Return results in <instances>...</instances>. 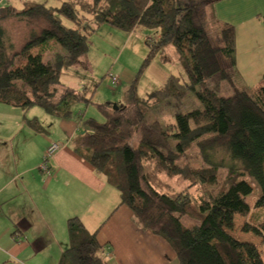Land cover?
<instances>
[{"label": "trees", "instance_id": "trees-1", "mask_svg": "<svg viewBox=\"0 0 264 264\" xmlns=\"http://www.w3.org/2000/svg\"><path fill=\"white\" fill-rule=\"evenodd\" d=\"M221 1L90 0L77 3L78 10L69 0L56 9L44 3L20 10L0 4V105L23 113L39 108L67 120L74 105L90 104L85 89L64 87L58 79L62 68L87 52V39L100 27L126 35L137 27L154 30L157 40L145 42L142 67L165 47L178 54L188 83L171 77L160 91L140 99L133 81L122 105L97 106L103 122H88L71 141L72 153L117 193V207L128 210L133 226L162 241L176 264H264L255 245L238 241L233 223L235 217L243 219L240 231L264 242V77L249 89L233 83L235 35L229 25L220 26L219 46L195 48L205 35L199 13ZM9 20L30 31L17 51L1 27ZM38 23L44 28L30 30ZM51 42L65 59L56 55L44 62L31 53ZM223 82L231 89L226 97L218 95ZM187 91L200 110L176 114L172 124L147 123L156 104L183 99ZM24 123L43 131L35 120ZM42 159L47 168L44 153ZM170 180L184 184L183 190ZM180 218L195 225L185 228ZM65 231L67 248L57 264H106L97 232L89 233L77 217L66 220Z\"/></svg>", "mask_w": 264, "mask_h": 264}, {"label": "crops", "instance_id": "crops-1", "mask_svg": "<svg viewBox=\"0 0 264 264\" xmlns=\"http://www.w3.org/2000/svg\"><path fill=\"white\" fill-rule=\"evenodd\" d=\"M8 2L17 9V2ZM214 9L212 20L235 33L237 83L258 86L264 77V0H224ZM23 118L20 110L0 105V264H57L72 217L97 232L106 264H176L162 241L138 231L128 210L117 207L112 190L72 153L71 139L61 144L29 129ZM52 144L61 148L44 174L38 167Z\"/></svg>", "mask_w": 264, "mask_h": 264}, {"label": "rangeland", "instance_id": "rangeland-1", "mask_svg": "<svg viewBox=\"0 0 264 264\" xmlns=\"http://www.w3.org/2000/svg\"><path fill=\"white\" fill-rule=\"evenodd\" d=\"M12 1L14 3L17 2L16 7L18 10L22 9L25 4L29 6L31 4L40 5L43 3L46 8L56 9L63 2H68V0ZM69 2L73 3L75 9L78 10L77 3L85 6V4L90 3V0H69ZM7 3L9 4L8 0H0L1 5ZM214 10V5H211L202 10V13H199L198 20L204 26L205 35L195 44L197 50L220 45L218 31L223 24H217L212 20L214 15L211 11L213 12ZM63 25L70 28L66 22H63ZM33 26L30 27V30L38 31L40 28H44V25L41 23ZM1 27L8 35L9 44H11V47L15 51L21 47L27 37V33L30 32L28 31L29 28L27 30L24 25L13 20L2 23ZM156 40L157 35L154 30H147L142 27L135 28L129 35L109 29L108 27H100L87 39V52L78 57L70 67L62 68L58 79L59 83L64 87L79 92L82 88L85 89L87 97L90 99V104L87 107H84L82 104L74 105L71 108V117L67 120L55 119L46 115L39 108H31L24 112L25 118L23 121L35 120L43 132L48 133L49 137H54L55 140L58 139L63 144L70 139H77L84 133L88 122L102 123L103 117L96 107L109 106L113 108L122 105L124 95L133 81L136 82L135 93L140 99H145L149 95L160 91L171 77L178 79L180 84L188 83L179 56L170 46L163 48L148 64L142 67L143 61L148 54L145 42L149 41L152 43ZM31 53L36 56L41 55L44 62L52 60L56 55L62 56L63 59L66 58L65 52L52 42L46 46L35 48ZM220 66L222 69L226 67L223 63ZM234 70L236 72L235 58ZM112 79L116 80L114 87L111 86ZM237 80H232L235 85H239ZM207 83L208 88H211L210 82ZM217 90L220 97H226L231 94V89L225 82L219 84ZM200 108L201 106L194 98L192 92L187 91L183 99L174 100L171 98L161 104H156L148 115L147 123L156 120L160 124H172L174 122L173 117L176 114L184 115L200 110ZM44 136L46 135L43 134L40 140L44 141ZM133 141L136 143L138 138L135 137ZM134 143H131V146ZM60 148L61 146H59V150ZM69 148H72V143L69 145ZM31 154H33V150ZM192 166L195 167L196 165L192 164ZM168 184L176 190H183L184 188V184L180 183V181L170 180ZM112 192L114 200L118 201L117 193L113 190ZM62 193L64 194L63 191H60V194ZM179 221L185 228L195 225L194 222L186 218H180ZM233 223L235 236L238 241L255 245L261 253L264 262V242H261V239L252 233H242L240 231V228L245 223L243 219L235 217ZM65 247L67 248V244Z\"/></svg>", "mask_w": 264, "mask_h": 264}, {"label": "built area", "instance_id": "built-area-1", "mask_svg": "<svg viewBox=\"0 0 264 264\" xmlns=\"http://www.w3.org/2000/svg\"><path fill=\"white\" fill-rule=\"evenodd\" d=\"M116 83L115 79L111 80V85L114 86ZM59 150V146L56 144L50 145L45 151H44V158L48 161L57 151ZM38 170L41 173L48 174V170L45 165H40L38 167Z\"/></svg>", "mask_w": 264, "mask_h": 264}]
</instances>
